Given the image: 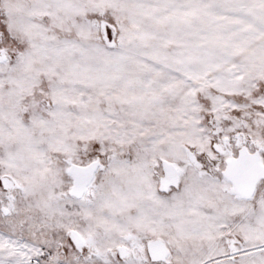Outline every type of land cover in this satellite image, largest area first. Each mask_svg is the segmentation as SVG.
Returning <instances> with one entry per match:
<instances>
[{
    "label": "snow or ice",
    "instance_id": "snow-or-ice-1",
    "mask_svg": "<svg viewBox=\"0 0 264 264\" xmlns=\"http://www.w3.org/2000/svg\"><path fill=\"white\" fill-rule=\"evenodd\" d=\"M0 264H264V0H0Z\"/></svg>",
    "mask_w": 264,
    "mask_h": 264
}]
</instances>
